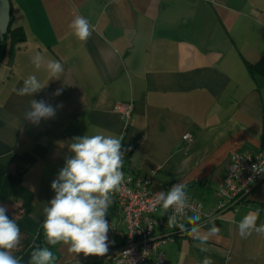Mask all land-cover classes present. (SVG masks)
Wrapping results in <instances>:
<instances>
[{
    "label": "crops",
    "instance_id": "obj_1",
    "mask_svg": "<svg viewBox=\"0 0 264 264\" xmlns=\"http://www.w3.org/2000/svg\"><path fill=\"white\" fill-rule=\"evenodd\" d=\"M8 2V27L23 34L6 39L0 57V163H9L13 174L22 171L21 184L32 194L29 218L44 240L43 208L55 195L51 183L73 137L122 138L129 176L151 175V188L184 183L205 210L219 202L215 191L230 157L264 149V0ZM77 15L91 26L86 41L69 27ZM36 54L45 62L39 69ZM49 60L63 64L61 80H49ZM30 75L47 84L32 99L61 105L38 125L24 120L31 97L16 94ZM120 102L133 103L126 125L114 111ZM112 201L108 253L75 256L66 245L43 241L55 264L109 262L125 234ZM13 203L20 215V203ZM253 210H259L256 226L264 224V180L213 223L199 226L190 217L186 233L162 245L166 263L203 264L210 257L213 264H264V233L239 235V223ZM213 225L219 232L202 251L199 236Z\"/></svg>",
    "mask_w": 264,
    "mask_h": 264
},
{
    "label": "clouds",
    "instance_id": "obj_2",
    "mask_svg": "<svg viewBox=\"0 0 264 264\" xmlns=\"http://www.w3.org/2000/svg\"><path fill=\"white\" fill-rule=\"evenodd\" d=\"M69 27L80 41L91 36L89 21L82 16H75ZM32 63L39 69L44 64L41 55L36 54ZM49 80H61L65 69L61 62H46ZM65 85H69L64 83ZM43 84L35 75L23 80L16 89L18 96L31 97L24 113V120L38 125L41 120L54 118L61 105L53 107L47 101L32 99L40 92ZM63 87L52 95L59 96ZM69 155L65 157L64 166L51 183L54 197L43 208L42 229L45 241L50 245L62 244L70 253L88 256H105L109 251L108 233L111 228L106 217L112 204V195L121 190L125 183L122 171L126 148L122 138L114 135L94 134L73 137L67 142ZM259 159V158H258ZM254 174H264V163L252 166ZM187 201L186 185L175 183L165 193L157 195L156 203L164 210L172 209L174 214L168 216L167 224H176V214L183 213ZM7 208L0 206V264H22V258L14 253L21 245V230L16 220L10 219ZM253 210L243 217L238 225L239 235L246 237L253 230L264 233V224L256 226L257 213ZM195 223L199 217L190 218ZM219 232L213 225L208 232L199 236L202 251L204 245ZM56 258L48 247H35L30 254L29 264H55ZM203 264H213L210 257H205Z\"/></svg>",
    "mask_w": 264,
    "mask_h": 264
},
{
    "label": "built area",
    "instance_id": "obj_3",
    "mask_svg": "<svg viewBox=\"0 0 264 264\" xmlns=\"http://www.w3.org/2000/svg\"><path fill=\"white\" fill-rule=\"evenodd\" d=\"M132 107L131 102H120L114 108L125 125L132 116ZM190 140L191 136L185 133L183 141ZM230 158L215 191L219 202L205 210L201 203L187 196V206L183 213L176 214V224L173 226L167 224L168 216L174 214L172 209L167 210L166 218L157 217V212L164 210L156 203L157 195L161 191L166 193L170 188H151V175L132 178L122 168L125 183L112 197L119 223L125 228L124 242L114 250L106 264H167L161 247L165 242L174 241L176 236L186 233V223L190 217H199L196 222L199 226L213 223L226 208L244 201L264 180V174H254L252 171L253 165H258L260 161L264 163V149H248Z\"/></svg>",
    "mask_w": 264,
    "mask_h": 264
},
{
    "label": "trees",
    "instance_id": "obj_4",
    "mask_svg": "<svg viewBox=\"0 0 264 264\" xmlns=\"http://www.w3.org/2000/svg\"><path fill=\"white\" fill-rule=\"evenodd\" d=\"M7 32L0 40V57L3 53V46L6 39L14 40L21 36L23 30L20 27L7 28ZM9 163L3 165L0 163V205L7 203L9 200L20 203V215L17 217V224L21 230V245L20 249L15 251V255L22 258V264H29L31 251L35 247H44L43 235L38 224L34 223L29 214L32 210V194L28 192L21 184L22 171L11 173L8 169ZM10 219H13L11 213H6Z\"/></svg>",
    "mask_w": 264,
    "mask_h": 264
},
{
    "label": "water",
    "instance_id": "obj_5",
    "mask_svg": "<svg viewBox=\"0 0 264 264\" xmlns=\"http://www.w3.org/2000/svg\"><path fill=\"white\" fill-rule=\"evenodd\" d=\"M10 3L8 0H0V40L2 39V36L7 32V28L10 23ZM252 207H256L252 205ZM45 242V240L43 239Z\"/></svg>",
    "mask_w": 264,
    "mask_h": 264
},
{
    "label": "rangeland",
    "instance_id": "obj_6",
    "mask_svg": "<svg viewBox=\"0 0 264 264\" xmlns=\"http://www.w3.org/2000/svg\"><path fill=\"white\" fill-rule=\"evenodd\" d=\"M6 208H7V212L11 213L12 217L17 220V217L19 216V209L18 207L16 206V204H14L13 202H9L7 205H6ZM20 249V247L18 248ZM17 249V250H18Z\"/></svg>",
    "mask_w": 264,
    "mask_h": 264
}]
</instances>
